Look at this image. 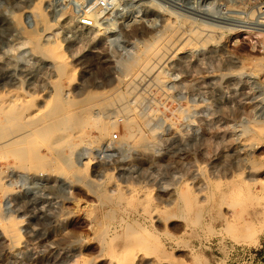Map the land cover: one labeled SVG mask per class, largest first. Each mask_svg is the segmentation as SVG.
<instances>
[{
    "label": "rangeland",
    "instance_id": "rangeland-1",
    "mask_svg": "<svg viewBox=\"0 0 264 264\" xmlns=\"http://www.w3.org/2000/svg\"><path fill=\"white\" fill-rule=\"evenodd\" d=\"M51 1L0 0V264H264L261 0Z\"/></svg>",
    "mask_w": 264,
    "mask_h": 264
},
{
    "label": "built area",
    "instance_id": "built-area-1",
    "mask_svg": "<svg viewBox=\"0 0 264 264\" xmlns=\"http://www.w3.org/2000/svg\"><path fill=\"white\" fill-rule=\"evenodd\" d=\"M55 10L69 12L77 26L83 29H93L99 24H107L110 15L116 8V0H52ZM97 11L104 13V17L97 18ZM259 19L264 22V0L257 7Z\"/></svg>",
    "mask_w": 264,
    "mask_h": 264
},
{
    "label": "bare ground",
    "instance_id": "bare-ground-1",
    "mask_svg": "<svg viewBox=\"0 0 264 264\" xmlns=\"http://www.w3.org/2000/svg\"><path fill=\"white\" fill-rule=\"evenodd\" d=\"M263 25V24H262ZM188 31V30H187ZM214 32V31H213ZM188 33V32H187ZM172 45V44H171ZM56 49V48H55ZM150 49V48H149ZM152 52V51H151ZM157 52V51H156ZM145 55V54H144ZM149 55V54H148ZM163 55V54H162ZM141 56V55H140ZM150 56V55H149ZM159 57L160 55H158L157 53L154 55V57ZM146 57V56H145ZM58 58V57H57ZM60 58V57H59ZM152 60V59H151ZM155 61V60H154ZM146 63H148L149 64V62H150V57H147V59H146V61H145ZM144 63V62H143ZM146 65V64H145ZM147 66V65H146ZM145 66V67H146ZM142 68H144V67H142ZM129 69V68H128ZM63 77V76H62ZM12 118V117H11ZM255 121V120H254ZM261 122V121H260ZM263 125V124H262ZM264 127V126H263ZM262 129V128H261ZM264 129V128H263ZM260 130V129H259ZM12 139V138H11ZM5 145H6V143H5ZM10 145V144H9ZM10 146H12V145H10ZM9 146V147H10ZM2 148V147H1ZM0 148V149H1ZM2 149H5V148H2ZM6 150V149H5ZM5 178V177H4ZM255 182V181H254ZM256 183V182H255ZM215 184H217V182L215 183ZM8 225H10L9 227H6V225H5V229H6V231H7V233L8 234H10V236L12 237V238H14V239H19V234H18V230H17V227H16V224H14V222L12 221V223L11 224H8ZM18 226V225H17ZM137 232V231H136ZM261 232H264V227L261 229ZM135 233V232H134ZM142 233V232H141ZM137 234H139L138 232H137ZM141 235V234H140ZM132 235H130V237H131ZM136 236H134V238H135ZM132 238V237H131ZM106 239V238H105ZM17 241V240H16ZM129 241V240H128ZM112 244V243H111ZM107 248V247H106ZM114 253V252H113Z\"/></svg>",
    "mask_w": 264,
    "mask_h": 264
}]
</instances>
